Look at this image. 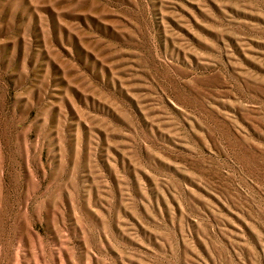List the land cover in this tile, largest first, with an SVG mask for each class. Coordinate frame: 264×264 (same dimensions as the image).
Returning a JSON list of instances; mask_svg holds the SVG:
<instances>
[{
	"label": "rangeland",
	"instance_id": "obj_1",
	"mask_svg": "<svg viewBox=\"0 0 264 264\" xmlns=\"http://www.w3.org/2000/svg\"><path fill=\"white\" fill-rule=\"evenodd\" d=\"M0 264H264V0H0Z\"/></svg>",
	"mask_w": 264,
	"mask_h": 264
}]
</instances>
